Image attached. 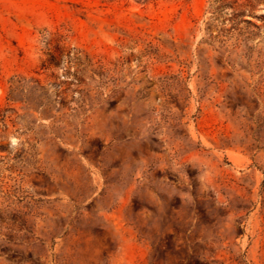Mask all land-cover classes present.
<instances>
[{
    "label": "rangeland",
    "instance_id": "rangeland-1",
    "mask_svg": "<svg viewBox=\"0 0 264 264\" xmlns=\"http://www.w3.org/2000/svg\"><path fill=\"white\" fill-rule=\"evenodd\" d=\"M254 3L0 0V264H264Z\"/></svg>",
    "mask_w": 264,
    "mask_h": 264
},
{
    "label": "trees",
    "instance_id": "trees-1",
    "mask_svg": "<svg viewBox=\"0 0 264 264\" xmlns=\"http://www.w3.org/2000/svg\"><path fill=\"white\" fill-rule=\"evenodd\" d=\"M215 0L217 4V10L222 11L225 7H230L232 9V16L235 18H243L246 16L253 15L252 11L256 8L254 0Z\"/></svg>",
    "mask_w": 264,
    "mask_h": 264
}]
</instances>
